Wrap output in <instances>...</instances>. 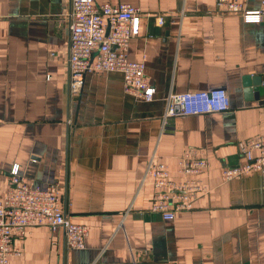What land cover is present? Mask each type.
<instances>
[{"label": "crops", "instance_id": "crops-1", "mask_svg": "<svg viewBox=\"0 0 264 264\" xmlns=\"http://www.w3.org/2000/svg\"><path fill=\"white\" fill-rule=\"evenodd\" d=\"M261 0H250L258 9ZM142 12L128 59L144 62L154 101L127 94L120 73L86 76L69 94L71 0H0V190L14 165L27 182L56 185L82 250L63 229L29 230L9 264H264V173L222 180L243 163L241 143L264 135V22L219 12L216 0H96ZM164 25H158V17ZM261 78L246 101L243 79ZM224 89L230 110L163 117L170 94ZM204 152L209 193L173 221L150 211L154 158L175 174L186 149Z\"/></svg>", "mask_w": 264, "mask_h": 264}, {"label": "built area", "instance_id": "built-area-1", "mask_svg": "<svg viewBox=\"0 0 264 264\" xmlns=\"http://www.w3.org/2000/svg\"><path fill=\"white\" fill-rule=\"evenodd\" d=\"M249 2L216 0V6L219 12L240 14L247 25L263 23L264 0L260 1L258 9H248ZM69 18L68 86L72 97L81 95L87 75L120 73L127 94L146 103L154 101L157 89L146 76L145 63L128 59L130 42L142 32L140 8L125 3L99 5L96 0H71ZM164 23V18L159 16L158 25ZM230 108V98L224 89L170 94L163 128L167 129L170 118L222 113ZM239 152L243 163L225 168L223 181L264 173V135L241 143ZM210 166L204 152L198 148L184 151L175 174L169 166L153 158L145 175V180H150L155 189L150 211L161 215L165 221L193 211L199 198L209 193L201 176ZM37 227L51 231L63 229L70 250L84 249L89 235L87 226L69 218L58 186L41 188L27 182L20 173V166L14 165L9 174L8 190H0V264H9L12 257H21L22 251L16 241Z\"/></svg>", "mask_w": 264, "mask_h": 264}, {"label": "water", "instance_id": "water-1", "mask_svg": "<svg viewBox=\"0 0 264 264\" xmlns=\"http://www.w3.org/2000/svg\"><path fill=\"white\" fill-rule=\"evenodd\" d=\"M244 94L246 101L252 102L259 99V88L262 85L261 78L255 76H245L243 79Z\"/></svg>", "mask_w": 264, "mask_h": 264}]
</instances>
